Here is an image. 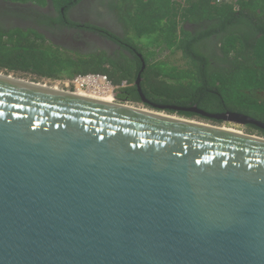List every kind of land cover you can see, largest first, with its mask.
Segmentation results:
<instances>
[{"label":"water","instance_id":"obj_1","mask_svg":"<svg viewBox=\"0 0 264 264\" xmlns=\"http://www.w3.org/2000/svg\"><path fill=\"white\" fill-rule=\"evenodd\" d=\"M100 37L53 43L108 52ZM12 75L0 72V264H264V137ZM140 81L156 111L264 130L150 103Z\"/></svg>","mask_w":264,"mask_h":264},{"label":"trees","instance_id":"obj_2","mask_svg":"<svg viewBox=\"0 0 264 264\" xmlns=\"http://www.w3.org/2000/svg\"><path fill=\"white\" fill-rule=\"evenodd\" d=\"M81 1L0 0V72L33 81L102 75L116 88L117 102L152 109L137 91L140 76L150 103L236 112L264 122V0H108V7L102 0L98 10L108 9L122 33L90 22L83 29L121 42L126 53L112 54L66 49L43 32L75 28L67 12ZM50 7L56 16L44 11ZM177 54L184 67L171 61Z\"/></svg>","mask_w":264,"mask_h":264},{"label":"flooded vegetation","instance_id":"obj_3","mask_svg":"<svg viewBox=\"0 0 264 264\" xmlns=\"http://www.w3.org/2000/svg\"><path fill=\"white\" fill-rule=\"evenodd\" d=\"M93 1H95V0H82L77 5V7L74 8V10H70V11L67 12L68 19L76 23V27L75 28H67V27L61 28L60 31H59V34H58V32H55V31L51 32V31H47V30H43L42 29L43 32L46 34V36H48L49 38H51L52 41L53 40L60 39V38H62L65 35L82 36L83 33H86L87 32L86 30L83 29V24L86 23V22H90L91 24L96 25L98 27L106 28L107 30H110L112 32L113 30L110 29V28H108L106 25L99 24V23H96L93 20H91V17L89 16L90 13L88 12V10H89L90 7H92V3L91 2H93ZM44 11L46 13H51L52 16H56L54 9L51 8V7L50 8H46ZM62 11L63 10H61V13H62ZM104 13H101V14L103 16H105L104 19L107 21V17H106L107 15L104 14ZM101 22H104V21H101ZM100 38L102 40H104V37H100ZM78 51L80 53H82V54H87V53L92 52V51L88 52V51H85V50H78ZM114 51H122V52L126 53L125 50H122L121 42H119V43H115L114 42V44L113 43H110V48H109L108 54H112ZM213 123H215V122H213ZM226 124H228V123H226ZM244 127L249 128V129H252L255 134H257V135H259L261 137H264V133H261V132L255 130L253 128V126L246 125Z\"/></svg>","mask_w":264,"mask_h":264},{"label":"rangeland","instance_id":"obj_4","mask_svg":"<svg viewBox=\"0 0 264 264\" xmlns=\"http://www.w3.org/2000/svg\"><path fill=\"white\" fill-rule=\"evenodd\" d=\"M102 2H103L102 0H96L92 4V7L89 8L88 12L90 13L89 16L91 17V20H93V21H95V22H97L99 24L106 25L108 28L114 30L118 34H121L122 30H121L120 26L117 23H115V20L113 21V18L111 16H109V14L107 12L108 9H106L107 11L98 10V9H100L99 7L101 6ZM107 2H108V0H104V4H106V7H108V3ZM98 11H100L101 13L105 12L104 14L107 15L106 16L107 17V21L104 19L105 16H103ZM101 21H104V22H101ZM171 61H174L173 64H175V65H178L180 67H184L183 66L184 61H182L180 59V56L178 54L176 56L172 57ZM12 76H14L15 78L23 79V80L30 81V82L39 83V84H42V85L45 84V85H47L48 87H51V88L56 86V84H54V83H48V82L45 83L42 80L41 81H33L30 78H28V77H20L18 75H12ZM131 105H133L135 107H138L140 109H146L148 111H153V112H157V113L168 115V116H174V117L183 118V117H181V116H179V115H177L175 113H168V112H165V111H156L154 109L145 107L142 104H131ZM190 120H193V121H196V122H200V123H204V124H209V125H216V126H219V127H222V128H226V129H233L234 131H238V132H242V133H246V134L257 135V134L254 133V131L252 129L246 128V127L241 126V125L226 124V123H213L211 121H207V120L201 119L199 117H193V118H190Z\"/></svg>","mask_w":264,"mask_h":264},{"label":"built area","instance_id":"obj_5","mask_svg":"<svg viewBox=\"0 0 264 264\" xmlns=\"http://www.w3.org/2000/svg\"><path fill=\"white\" fill-rule=\"evenodd\" d=\"M217 4L228 3L230 0H215ZM45 83H54L60 91L76 93L77 91H91L98 95L107 94L112 98V102H116L114 99L115 87L111 85L108 79L102 75H78L73 79L63 80H42ZM45 85V84H44ZM47 86V85H46ZM124 86V84L122 85Z\"/></svg>","mask_w":264,"mask_h":264},{"label":"bare ground","instance_id":"obj_6","mask_svg":"<svg viewBox=\"0 0 264 264\" xmlns=\"http://www.w3.org/2000/svg\"><path fill=\"white\" fill-rule=\"evenodd\" d=\"M42 87H48V86L43 85ZM49 88H51V87H49ZM52 89L60 91L57 87H53ZM74 94L77 96H80V97L91 98V99L99 100V101L106 102V103H112V98L107 94L98 95L97 93H93L91 91H89V92L77 91ZM142 110L148 111L146 109H142ZM149 112H152V111H149ZM159 115H164V114L159 113ZM165 116H167V115H165ZM170 117L177 119V117H174V116H170ZM223 129H225L226 131L234 132V133H240L238 131H234L233 129H226V128H223Z\"/></svg>","mask_w":264,"mask_h":264}]
</instances>
